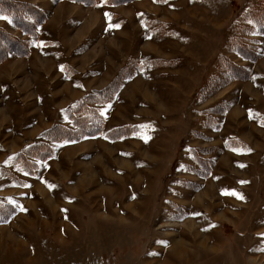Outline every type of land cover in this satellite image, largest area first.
<instances>
[{
    "label": "rangeland",
    "instance_id": "rangeland-1",
    "mask_svg": "<svg viewBox=\"0 0 264 264\" xmlns=\"http://www.w3.org/2000/svg\"><path fill=\"white\" fill-rule=\"evenodd\" d=\"M10 1L0 264H264L256 0Z\"/></svg>",
    "mask_w": 264,
    "mask_h": 264
},
{
    "label": "trees",
    "instance_id": "trees-1",
    "mask_svg": "<svg viewBox=\"0 0 264 264\" xmlns=\"http://www.w3.org/2000/svg\"><path fill=\"white\" fill-rule=\"evenodd\" d=\"M76 2H79L80 4H87V5H93L92 3H88L87 0H75ZM93 1V0H92ZM163 1V0H158ZM264 7V0H256V3L254 6L249 10V13L246 18L255 19L260 17L264 12L261 11V9L258 11L259 8ZM27 8H24L21 6V4H17L15 2H12L10 0H0V16L7 17L10 22L15 26L19 31H25L27 27H33L37 26L39 23H43L45 21V18L38 17L36 12L30 11L29 13L26 11ZM260 14V16H258ZM258 16V17H257ZM36 18H39L37 21ZM261 24V23H260ZM264 23L262 22L261 25ZM34 28V27H33ZM29 32V30H28ZM37 33V32H35ZM37 35H34L32 33V38L36 39ZM22 41L19 39H15L12 36L8 35L6 32H2L0 30V60L3 57H7L8 54L16 55H26L28 51L23 50Z\"/></svg>",
    "mask_w": 264,
    "mask_h": 264
},
{
    "label": "snow or ice",
    "instance_id": "snow-or-ice-1",
    "mask_svg": "<svg viewBox=\"0 0 264 264\" xmlns=\"http://www.w3.org/2000/svg\"><path fill=\"white\" fill-rule=\"evenodd\" d=\"M0 18H5L6 19V17H0ZM117 27H118V25H117Z\"/></svg>",
    "mask_w": 264,
    "mask_h": 264
}]
</instances>
